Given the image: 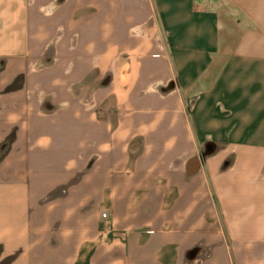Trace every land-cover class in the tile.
I'll use <instances>...</instances> for the list:
<instances>
[{"label":"crops","instance_id":"crops-1","mask_svg":"<svg viewBox=\"0 0 264 264\" xmlns=\"http://www.w3.org/2000/svg\"><path fill=\"white\" fill-rule=\"evenodd\" d=\"M0 62V264H264V0H0Z\"/></svg>","mask_w":264,"mask_h":264},{"label":"rangeland","instance_id":"rangeland-1","mask_svg":"<svg viewBox=\"0 0 264 264\" xmlns=\"http://www.w3.org/2000/svg\"><path fill=\"white\" fill-rule=\"evenodd\" d=\"M4 64L2 62H0V66L2 67ZM8 145L7 144H1L0 145V157L3 156V154L5 153L6 147Z\"/></svg>","mask_w":264,"mask_h":264},{"label":"built area","instance_id":"built-area-1","mask_svg":"<svg viewBox=\"0 0 264 264\" xmlns=\"http://www.w3.org/2000/svg\"><path fill=\"white\" fill-rule=\"evenodd\" d=\"M104 217H106V215H104Z\"/></svg>","mask_w":264,"mask_h":264}]
</instances>
